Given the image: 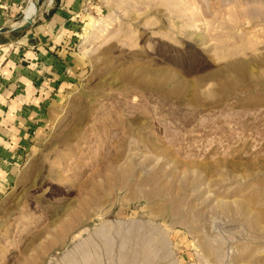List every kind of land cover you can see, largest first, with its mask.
<instances>
[{"label":"rangeland","instance_id":"1","mask_svg":"<svg viewBox=\"0 0 264 264\" xmlns=\"http://www.w3.org/2000/svg\"><path fill=\"white\" fill-rule=\"evenodd\" d=\"M15 1L19 25L35 1ZM80 17L77 77L0 200V264H264V0Z\"/></svg>","mask_w":264,"mask_h":264},{"label":"crops","instance_id":"2","mask_svg":"<svg viewBox=\"0 0 264 264\" xmlns=\"http://www.w3.org/2000/svg\"><path fill=\"white\" fill-rule=\"evenodd\" d=\"M34 1L29 25L0 32V200L81 64L78 37L85 0ZM20 8L3 13L0 4V28L24 25L14 24L21 21Z\"/></svg>","mask_w":264,"mask_h":264},{"label":"built area","instance_id":"3","mask_svg":"<svg viewBox=\"0 0 264 264\" xmlns=\"http://www.w3.org/2000/svg\"><path fill=\"white\" fill-rule=\"evenodd\" d=\"M0 4L2 5L3 13H7L13 7L16 6V1L15 0H0Z\"/></svg>","mask_w":264,"mask_h":264},{"label":"water","instance_id":"4","mask_svg":"<svg viewBox=\"0 0 264 264\" xmlns=\"http://www.w3.org/2000/svg\"><path fill=\"white\" fill-rule=\"evenodd\" d=\"M31 23V20H27V22L19 27H4V28H0V32H6V31H12V30H16V29H22L23 27L29 25Z\"/></svg>","mask_w":264,"mask_h":264},{"label":"bare ground","instance_id":"5","mask_svg":"<svg viewBox=\"0 0 264 264\" xmlns=\"http://www.w3.org/2000/svg\"><path fill=\"white\" fill-rule=\"evenodd\" d=\"M24 17L27 18V16H24ZM29 19L31 20V18H29ZM29 19H28V20H29ZM26 22H27V21H26ZM26 22H25V23H26ZM25 23H24V24H25Z\"/></svg>","mask_w":264,"mask_h":264}]
</instances>
